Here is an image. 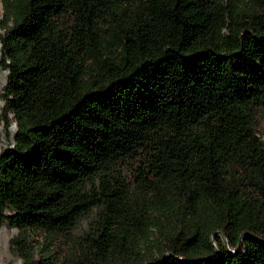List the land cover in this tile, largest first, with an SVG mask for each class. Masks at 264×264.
<instances>
[{
  "label": "trees",
  "instance_id": "16d2710c",
  "mask_svg": "<svg viewBox=\"0 0 264 264\" xmlns=\"http://www.w3.org/2000/svg\"><path fill=\"white\" fill-rule=\"evenodd\" d=\"M0 3L22 264H264V0Z\"/></svg>",
  "mask_w": 264,
  "mask_h": 264
},
{
  "label": "rangeland",
  "instance_id": "374dc122",
  "mask_svg": "<svg viewBox=\"0 0 264 264\" xmlns=\"http://www.w3.org/2000/svg\"><path fill=\"white\" fill-rule=\"evenodd\" d=\"M1 11L2 7L0 3V13ZM6 76L7 69L3 68L0 62V153L13 145V135L16 130V125L13 122L8 128L10 135H7V128L4 121L1 119L4 105V101L1 97V89L6 81ZM259 122L264 126V118H260ZM94 218L95 208L89 210L79 218L74 228L75 233L80 234L85 231ZM16 232L17 228L15 226H12L7 220L0 219V264H22L21 258L15 254L11 245V239ZM37 242L38 243L35 241V245H38L36 246L35 252L38 255L41 252L40 244L42 240Z\"/></svg>",
  "mask_w": 264,
  "mask_h": 264
}]
</instances>
